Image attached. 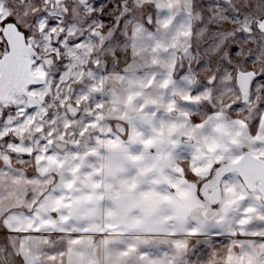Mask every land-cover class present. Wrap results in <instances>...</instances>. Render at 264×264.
<instances>
[{
    "label": "snow or ice",
    "instance_id": "obj_1",
    "mask_svg": "<svg viewBox=\"0 0 264 264\" xmlns=\"http://www.w3.org/2000/svg\"><path fill=\"white\" fill-rule=\"evenodd\" d=\"M0 264H264V0H0Z\"/></svg>",
    "mask_w": 264,
    "mask_h": 264
}]
</instances>
